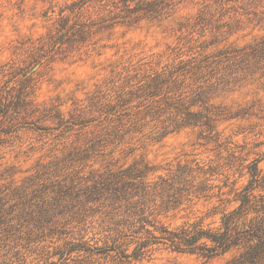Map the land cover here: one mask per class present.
<instances>
[{"label":"rangeland","instance_id":"374dc122","mask_svg":"<svg viewBox=\"0 0 264 264\" xmlns=\"http://www.w3.org/2000/svg\"><path fill=\"white\" fill-rule=\"evenodd\" d=\"M70 1L0 0V101L6 96L13 102L6 116L0 104V192L6 208L18 201L13 195L17 191H25L28 199L32 190L43 187L44 193L35 194L42 197L56 183L69 186L73 182L83 187L98 175L135 164L153 167L155 173L148 176L149 181L168 170L175 172L179 165L191 168L194 171L187 179H197L190 191L207 178L208 185L217 186L207 191L209 195L217 194L220 187L228 192L232 184H245L248 175L244 167L254 160L264 173V55L230 62L232 66L225 72L221 64L216 78L202 82L199 89L184 90V106L197 104L189 111L201 110L197 106L204 102L220 113L215 116L213 131L181 127L162 137L160 125L155 126L153 120L139 132L132 129L109 135L110 128L100 122L103 116L97 112L123 90L136 92L145 87L155 72L174 70L180 60L197 62L204 56L218 60L221 56L214 57L218 52L253 45L264 38V16L242 18L232 24L230 34L212 36L207 30L201 38L179 30L178 22L187 23L201 9L199 0H185L166 20L118 26L80 52H50L47 43L52 21L46 18L57 19L60 9ZM44 12H48L47 17ZM25 92L29 93V104H17L16 99L23 98ZM21 107L26 108V114ZM196 165L207 172L204 177ZM187 198L174 210L156 208L155 203L161 202L154 191L140 201L135 212L149 224L157 221L176 227L216 202V198L191 193ZM96 207L64 201L62 205L32 208L27 211L30 218L14 209L10 217L22 214L25 221H11L21 226L17 235L0 244V264L222 262L155 246L129 263L115 252L92 256L84 251L68 253L69 249L111 245L114 234L107 228L120 217L104 216ZM135 226L137 229L140 224Z\"/></svg>","mask_w":264,"mask_h":264},{"label":"trees","instance_id":"16d2710c","mask_svg":"<svg viewBox=\"0 0 264 264\" xmlns=\"http://www.w3.org/2000/svg\"><path fill=\"white\" fill-rule=\"evenodd\" d=\"M183 1L72 0L60 9L57 19L46 18L52 21L47 43L49 51L80 52L95 45L99 36L109 34L118 26L130 27L142 21L166 20L173 16L175 7ZM199 1L201 9L198 13L188 18L185 24L178 22V26L179 30L186 29L189 34L196 33L201 38L205 37L207 30L212 36L217 33L230 34L232 24L240 22L242 18L258 14L264 16V0ZM47 13L44 12V17H47ZM254 55H264V38L249 47L218 52L214 55L221 56L218 60L211 59V56H204L197 62L180 60L174 70L155 72L145 87H140L136 92L123 90L115 99L104 104L97 110L103 116L100 122H105L106 127L110 128L109 135L120 131L125 134L132 129L139 132L153 120L155 126L160 125L162 137L181 127L213 131L215 116L220 113L205 106L204 102L197 106L201 110L189 111V107L197 104L192 102L184 106L183 101L187 98V91L184 90L194 86L199 89L202 82L206 84L216 78L221 64H224L221 70L225 72L232 66L230 62H242ZM28 94L25 92L21 96L23 98H17V104L27 106ZM133 99L140 100L134 103ZM0 104L6 116L13 102L5 96ZM21 108L26 114V108ZM178 121L181 123L176 124ZM258 162L254 160L244 167L248 175L245 184L240 187L232 184L228 192H222L220 187L217 194L212 195L207 191L217 186L208 185L207 178L198 181V186L190 191L194 187L191 184L197 179L196 176L187 179L186 176L194 171L191 168L179 165L175 172L168 170L165 175H157L155 181H149L148 176L155 171L147 164H135L106 176L98 175L91 184L83 187L73 182L69 186L56 183V187L42 197L35 194L44 193L43 187L32 190L28 199L25 191H17L13 195L18 201L7 208V201L0 192V244L17 235L21 224L17 227L11 222L13 219L25 221L22 214L10 217L14 209L28 215L27 211L32 208L77 200L80 204L97 206V212L104 216H119L120 220L107 228V232L114 234L110 237L111 245L93 246L87 250L69 249L68 253L76 250L92 256L115 252L123 262L129 263L141 259L155 246V249L163 247L207 260L217 258L222 261L221 264H264V173ZM196 169L202 177L207 174L197 165ZM154 191L161 202L159 205L155 203L156 208L174 210L182 201L188 200L190 193L197 197L216 198V202L199 216L176 227L157 221L149 224L135 212V208ZM125 215L128 217L124 218ZM135 224L140 226L134 229Z\"/></svg>","mask_w":264,"mask_h":264}]
</instances>
